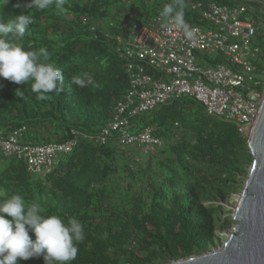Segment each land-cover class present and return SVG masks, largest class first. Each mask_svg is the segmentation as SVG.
<instances>
[{"label": "trees", "instance_id": "trees-1", "mask_svg": "<svg viewBox=\"0 0 264 264\" xmlns=\"http://www.w3.org/2000/svg\"><path fill=\"white\" fill-rule=\"evenodd\" d=\"M134 1L67 0L62 10H39L25 7L30 0H0V21L7 23L22 11L33 18L17 42L26 51L46 48L49 62L64 76V90L44 100L36 98L31 82L0 78V130L7 134L25 125L26 141L43 144L67 141L73 130L95 134L107 125L129 88L128 61L117 51L114 36L128 22L149 19L171 3L153 0L150 9L149 0ZM192 1L184 0V19L203 26L189 7ZM216 1L237 6L244 0ZM246 1L256 8L253 17H264V0ZM256 42L260 69L264 30ZM198 55L208 65L226 62L219 55ZM84 74L86 87L72 83L73 76ZM259 87L264 90V84ZM132 124L136 132L155 126V135L165 141L157 152H144L149 155L144 169L134 167L132 147L83 137L45 175L30 173L22 159L0 154V200L20 195L26 204L39 203L44 215H59L65 222L74 217L83 225L85 239L71 264H166L209 252L221 238L219 230L235 224L223 202L244 187L253 155L232 122L183 97L135 117ZM18 264L45 262L41 256L18 259Z\"/></svg>", "mask_w": 264, "mask_h": 264}, {"label": "built area", "instance_id": "built-area-1", "mask_svg": "<svg viewBox=\"0 0 264 264\" xmlns=\"http://www.w3.org/2000/svg\"><path fill=\"white\" fill-rule=\"evenodd\" d=\"M189 7L205 22L191 25L184 19L193 33L191 39L160 14L130 21L124 32L114 36L117 51L128 61L129 88L115 104L113 118L98 133L73 130L74 136L67 141L34 144L25 139V125L7 134L0 130V154L22 159L30 173L45 175L75 149L81 137L155 153L165 146L155 135V126L132 132V120L183 97L202 104L208 114L232 122L247 137L264 95L259 87L264 79L255 77L260 70L264 72V65L259 69L256 42L257 33L264 29V17H253L256 8L246 0L237 6L196 0ZM260 11L264 15L263 7ZM165 23L167 28L162 27ZM198 52L219 55L226 62L208 65L198 58Z\"/></svg>", "mask_w": 264, "mask_h": 264}, {"label": "clouds", "instance_id": "clouds-1", "mask_svg": "<svg viewBox=\"0 0 264 264\" xmlns=\"http://www.w3.org/2000/svg\"><path fill=\"white\" fill-rule=\"evenodd\" d=\"M67 0H30L25 7L46 10L55 6L62 10ZM184 0H171L160 12L162 19L182 30L186 39L193 33L184 20ZM33 24L23 11L7 23L0 21V78L15 84L31 82V90L39 100L48 94L62 92V71L50 63L46 48L26 51L21 40ZM168 23L162 24L167 28ZM87 74L73 76L72 83L87 86ZM22 96L20 91L16 95ZM34 234V239L29 233ZM85 239L84 228L74 217L67 222L59 215H44L37 202L26 204L20 195L0 200V264H18L19 260L43 257L45 264H71L77 257L78 245Z\"/></svg>", "mask_w": 264, "mask_h": 264}, {"label": "water", "instance_id": "water-1", "mask_svg": "<svg viewBox=\"0 0 264 264\" xmlns=\"http://www.w3.org/2000/svg\"><path fill=\"white\" fill-rule=\"evenodd\" d=\"M247 143L253 163L231 215L233 232L218 250L166 264H264V95Z\"/></svg>", "mask_w": 264, "mask_h": 264}, {"label": "rangeland", "instance_id": "rangeland-1", "mask_svg": "<svg viewBox=\"0 0 264 264\" xmlns=\"http://www.w3.org/2000/svg\"><path fill=\"white\" fill-rule=\"evenodd\" d=\"M131 1L135 2L134 0H131ZM128 2H130V1H126V3H128ZM153 2L155 3V1H153V0L150 1L149 0L148 8H150V9L153 8V6H154V3ZM142 7L143 6H141V8ZM115 31H116V29H114V32ZM255 77L256 78H259V79H264V72H263V70H260L259 72H257L255 74ZM179 130L182 131V128H179ZM131 131L132 132H135L134 129H131ZM119 147L124 148L123 146H120V145H119ZM129 150L132 152V155L134 156V157L132 156V158H134L135 163H137V164L134 165V167H137V168H140V169H144L145 168V165L147 163V159H148L149 155L148 154H145L142 150L137 149L135 147L129 148ZM137 159H139V160H137ZM150 159L152 161L154 160L152 158H150ZM153 163H154V161L151 162V165L152 166H154ZM250 169H251V165L249 164L247 166L246 174L242 178V182H241L242 185H244V182L246 181V178L248 177L247 175L249 174ZM243 189H244V187L242 186L241 189L238 192L234 193L229 200L223 202V205L226 208V212L230 216L232 215L233 209L235 208V206L237 204V201L239 199V196H240V194H241V192H242ZM233 227L234 226H232L231 228L219 230V237H221V238H218V241L215 243L214 248H212V250H210V251L218 250L219 248L222 247V245L224 244V242L227 240L228 236L233 232Z\"/></svg>", "mask_w": 264, "mask_h": 264}]
</instances>
